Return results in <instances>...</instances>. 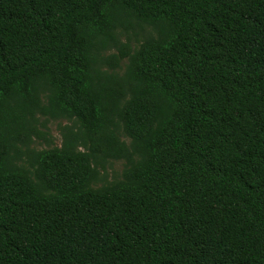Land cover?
I'll list each match as a JSON object with an SVG mask.
<instances>
[{"label":"trees","instance_id":"obj_1","mask_svg":"<svg viewBox=\"0 0 264 264\" xmlns=\"http://www.w3.org/2000/svg\"><path fill=\"white\" fill-rule=\"evenodd\" d=\"M0 264H264V0H0Z\"/></svg>","mask_w":264,"mask_h":264},{"label":"rangeland","instance_id":"obj_2","mask_svg":"<svg viewBox=\"0 0 264 264\" xmlns=\"http://www.w3.org/2000/svg\"><path fill=\"white\" fill-rule=\"evenodd\" d=\"M57 127H58L57 122H52L48 125L49 134L52 137L55 145L60 144V135H59V131H58ZM41 148H43V147H41ZM122 169H123V163L122 162L114 163L112 165L111 170L108 171L109 179L111 180L113 175H115L114 177H118L121 174Z\"/></svg>","mask_w":264,"mask_h":264}]
</instances>
